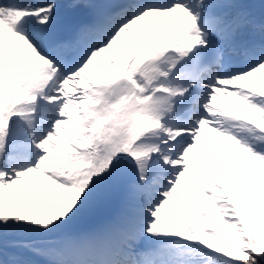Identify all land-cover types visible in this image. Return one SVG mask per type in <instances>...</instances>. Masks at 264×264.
Instances as JSON below:
<instances>
[{
    "label": "snow or ice",
    "instance_id": "obj_1",
    "mask_svg": "<svg viewBox=\"0 0 264 264\" xmlns=\"http://www.w3.org/2000/svg\"><path fill=\"white\" fill-rule=\"evenodd\" d=\"M0 264H264V0H0Z\"/></svg>",
    "mask_w": 264,
    "mask_h": 264
}]
</instances>
